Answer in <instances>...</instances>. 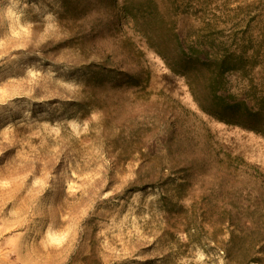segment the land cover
Returning <instances> with one entry per match:
<instances>
[{
  "label": "rangeland",
  "instance_id": "rangeland-1",
  "mask_svg": "<svg viewBox=\"0 0 264 264\" xmlns=\"http://www.w3.org/2000/svg\"><path fill=\"white\" fill-rule=\"evenodd\" d=\"M0 264H264V0H0Z\"/></svg>",
  "mask_w": 264,
  "mask_h": 264
},
{
  "label": "trees",
  "instance_id": "trees-1",
  "mask_svg": "<svg viewBox=\"0 0 264 264\" xmlns=\"http://www.w3.org/2000/svg\"><path fill=\"white\" fill-rule=\"evenodd\" d=\"M123 11H126V8L123 6ZM203 54H200V58H202ZM232 62L230 60H223L219 66L218 70L220 69V74L215 76L214 81L212 82L210 86L211 95H210V101L209 106H206L203 110L210 116L214 117L215 119H218L221 122H224L226 124H238L242 118L246 116L245 111H240V104L234 100L232 97H228V95H225L224 93H220L221 88L224 86V83H222V74L221 72L230 70L232 67ZM115 72V69L113 68H107L105 70V73L107 75H113ZM222 92V91H221ZM239 110V111H238ZM166 199V197H163V201ZM256 259V258H255ZM251 261H254V259H250ZM257 260V259H256ZM231 263H233V258L231 257L229 260Z\"/></svg>",
  "mask_w": 264,
  "mask_h": 264
}]
</instances>
